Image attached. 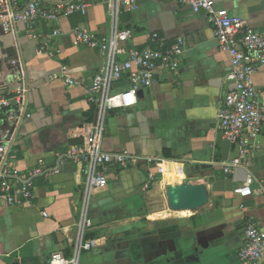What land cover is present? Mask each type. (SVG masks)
<instances>
[{
    "label": "crops",
    "instance_id": "crops-1",
    "mask_svg": "<svg viewBox=\"0 0 264 264\" xmlns=\"http://www.w3.org/2000/svg\"><path fill=\"white\" fill-rule=\"evenodd\" d=\"M137 4L118 18L119 28L132 30L126 46H143L157 31L169 42L182 37L184 51L177 74L160 71L152 86L139 91L136 104L106 113L101 149L128 150L136 158L127 168L112 167L107 185L92 189L88 213L93 226L86 238L94 239L95 245L80 252L78 264H264L237 257L247 222H255L264 234V120L259 147L248 156L251 193L241 196L234 189L243 183L246 169L236 167L224 174L223 166L237 155V147L216 128L218 107L232 87L226 80L230 62L218 49L206 14L193 13L176 0H137ZM213 4L264 34V0H213ZM58 27L62 34L54 39L60 49L56 57L38 53L36 41L26 36L22 24L15 34L0 28V91L9 95L18 84L17 68L8 64L16 49L29 86L31 115L20 123L10 155L19 169L39 160L54 166L56 154L80 143L85 126L95 119V107L83 85L105 60L95 49L76 44L71 30L108 34L107 7L92 4L84 16L61 18ZM51 28L49 21L37 22L39 31ZM64 64L80 84L65 83ZM252 80L264 106V66ZM125 85L120 82L113 90ZM10 128L11 123L0 118L3 138ZM155 162H162L164 172L144 188ZM184 180L204 184L208 195L204 205L179 211L169 207L167 187ZM84 189L80 165L67 160L57 174L35 179L31 200L1 206L0 264H46L53 253L71 257ZM84 251L88 255L80 260Z\"/></svg>",
    "mask_w": 264,
    "mask_h": 264
},
{
    "label": "built area",
    "instance_id": "built-area-1",
    "mask_svg": "<svg viewBox=\"0 0 264 264\" xmlns=\"http://www.w3.org/2000/svg\"><path fill=\"white\" fill-rule=\"evenodd\" d=\"M176 1L188 6L193 13L203 11L206 14L218 49L229 57L230 70L226 80L232 87L218 107L216 128L223 139L237 147V155L223 166V172L230 173L236 167L246 169L243 183L234 192L247 196L251 193L253 182V175L247 169L248 156L259 147L258 138L264 120V106L252 80L254 73L264 66V34L249 26L243 18L230 15L226 8L215 7L213 0ZM98 3L107 7L111 22L109 33H97L79 27L71 30L76 44L95 49L105 60L89 83L83 85L88 102L95 107V119L90 127L85 126L80 143L56 154L54 166H46L39 160L33 167L19 169L10 161L18 127L31 115L27 110L29 86L19 49L8 62L9 66L17 68L18 84L9 95L0 91L1 118L11 123L8 137L0 135V207L31 200L34 197L35 179L57 174L67 160L78 163L85 177V197L73 254L66 257L61 253H53L46 264H78L80 252L95 245L94 239L86 238V233L93 226L88 213L91 191L107 185L112 167L127 168L136 158L128 150L107 152L101 149L106 113L111 109L136 104L138 92L152 86L160 71L177 74L185 41L177 37L169 42L166 36L153 31L147 44L127 47L126 42L131 38L132 30L119 28L118 18L123 11L136 9L137 0H0V28L3 32L15 34L17 25L22 24L26 36L36 41L37 52L48 57L60 54L59 47L54 44V39L62 34L58 27L59 20L73 14L84 16L92 4ZM40 20L51 22L52 28L37 30ZM61 71L65 83H81L70 76L65 64L61 66ZM120 82H125V87L113 90ZM162 165V162L154 163V168H151L154 170H149L144 188H148L156 179V174H163ZM43 214L46 215L45 212ZM237 257L251 263L264 260V234L253 221L244 226L243 245L238 249Z\"/></svg>",
    "mask_w": 264,
    "mask_h": 264
},
{
    "label": "water",
    "instance_id": "water-1",
    "mask_svg": "<svg viewBox=\"0 0 264 264\" xmlns=\"http://www.w3.org/2000/svg\"><path fill=\"white\" fill-rule=\"evenodd\" d=\"M166 200L173 210H193L204 205L208 195L204 184L182 182L167 187Z\"/></svg>",
    "mask_w": 264,
    "mask_h": 264
},
{
    "label": "rangeland",
    "instance_id": "rangeland-1",
    "mask_svg": "<svg viewBox=\"0 0 264 264\" xmlns=\"http://www.w3.org/2000/svg\"><path fill=\"white\" fill-rule=\"evenodd\" d=\"M182 182H188V181L184 180V181H182ZM182 182H180V183H182ZM175 183L178 184L179 182H175ZM85 255H88V252H85V251L82 252V253H81V256H80V260H81Z\"/></svg>",
    "mask_w": 264,
    "mask_h": 264
},
{
    "label": "trees",
    "instance_id": "trees-1",
    "mask_svg": "<svg viewBox=\"0 0 264 264\" xmlns=\"http://www.w3.org/2000/svg\"><path fill=\"white\" fill-rule=\"evenodd\" d=\"M1 63H2V62L0 61V66H1ZM92 111H94V108H92L91 111H90V118H89V121L91 120V117H92V114H93ZM0 118H1V114H0ZM133 215H137V214L134 213V214H132V216H133ZM89 235H91V234H89ZM89 235H88V236H89Z\"/></svg>",
    "mask_w": 264,
    "mask_h": 264
},
{
    "label": "bare ground",
    "instance_id": "bare-ground-1",
    "mask_svg": "<svg viewBox=\"0 0 264 264\" xmlns=\"http://www.w3.org/2000/svg\"><path fill=\"white\" fill-rule=\"evenodd\" d=\"M165 171L167 172V169H165ZM187 210H188V209H187ZM160 214H161V213H159V214H157V215H159V216H160ZM162 215H163V214H162ZM154 216H155V215H154Z\"/></svg>",
    "mask_w": 264,
    "mask_h": 264
}]
</instances>
